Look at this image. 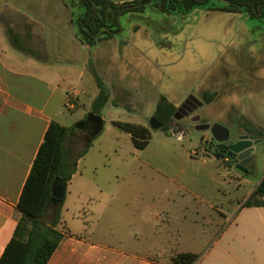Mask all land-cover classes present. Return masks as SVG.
<instances>
[{"label":"crops","instance_id":"obj_1","mask_svg":"<svg viewBox=\"0 0 264 264\" xmlns=\"http://www.w3.org/2000/svg\"><path fill=\"white\" fill-rule=\"evenodd\" d=\"M108 1L122 4L140 0ZM16 2L0 4V257L21 216L17 208L21 191L50 123L64 126L62 121H68L64 110L71 112L73 119L76 110L85 109L84 103L85 112L72 123L83 120L90 112L98 90L88 69L89 61L110 90L108 103L135 111L127 103L134 96L133 88L119 81L108 85L95 65L97 61L114 59L134 65L132 59L122 56L115 36L89 46L73 33L72 8L63 0ZM12 40L26 51L18 50ZM116 71L113 68L112 77ZM250 140L257 144L244 175L251 173L261 143L260 139ZM212 157L219 166L234 169L231 165L225 167L222 159L213 154ZM263 177L237 178L236 186L243 196L235 207L231 199L228 204L222 195L214 197V192L221 193L216 184L212 188L196 182H161L160 214L121 218L104 207L98 208L92 215L104 224L111 220L115 228L108 230L87 227L80 216L85 213L84 200L72 214L80 225L66 228L65 196L57 229L68 234L47 264H171V258L180 253L196 255L194 264H264V206H244ZM74 178L75 174L67 190Z\"/></svg>","mask_w":264,"mask_h":264},{"label":"rangeland","instance_id":"obj_2","mask_svg":"<svg viewBox=\"0 0 264 264\" xmlns=\"http://www.w3.org/2000/svg\"><path fill=\"white\" fill-rule=\"evenodd\" d=\"M6 3L17 2L0 0V4ZM209 4L220 7L224 3L210 0L208 5L184 16L147 7L141 13L124 11L118 15L119 28L114 39L120 42L122 56H128L134 65L117 59L97 61L95 65L108 85L119 81L133 88L134 96L127 103L135 111L128 112L109 103L101 110L102 129L77 162L75 178L66 192V228L80 225V220L72 217L80 200H84L85 211L80 216L87 227L108 230L115 228L111 220L104 224L92 215L98 208L104 207L121 218L160 214L161 182H196L212 188L216 184L221 193L214 192V197L222 195L228 204L231 199L235 207L243 196L236 186L237 178L263 177L264 18L257 21L245 14L209 11ZM72 14L75 21L83 10L73 4ZM73 33L79 37L76 26ZM113 68L117 70L115 77L111 76ZM205 91L218 95L194 112L200 122L226 126L232 137L248 136L244 129L248 125L262 134L249 175L219 166L212 157L214 145L210 133L193 130V123L187 118L176 120L167 134L150 129L160 95L178 109L190 95L202 101ZM84 104L85 109L76 110L73 119L72 113L65 109L68 121L62 124L72 126L85 112ZM112 122L145 126L152 136L148 146L135 150L130 136ZM222 164L230 168L228 162L222 160ZM118 229L122 231L121 226Z\"/></svg>","mask_w":264,"mask_h":264},{"label":"trees","instance_id":"obj_3","mask_svg":"<svg viewBox=\"0 0 264 264\" xmlns=\"http://www.w3.org/2000/svg\"><path fill=\"white\" fill-rule=\"evenodd\" d=\"M223 6L209 4V11L230 14H245L250 19L261 21L264 18V0H222ZM70 8L77 5L83 14L73 20L82 43L94 46L103 38H110L118 32L117 17L124 11L141 13L146 7L161 13L187 15L200 6L208 5L210 0H140L129 3L114 4L108 0H63ZM72 4V5H71ZM261 14V15H260ZM107 28L108 30H104ZM99 37H95L99 34ZM6 33L13 38L11 30ZM14 42V43H13ZM20 51H26L12 40ZM88 68L98 90L88 115L99 116L109 101L110 90L95 71L89 61ZM216 92L205 91L202 96L208 105L217 97ZM115 106V105H114ZM177 108L164 95H160L152 118L160 124L158 131L167 134L175 122ZM88 116L70 127L51 122L44 140L33 161L30 173L25 181L17 208L21 216L14 233L7 243L0 264H47L52 253L67 232L57 228L61 223L68 183L76 172L77 162L84 156L94 138L86 140ZM113 126L130 135L136 150H144L151 138V131L141 125L124 122H112ZM250 139L259 140L262 134L252 125L244 127ZM213 156L220 159L213 152ZM244 206H264V177ZM197 256L180 253L171 258V264H194Z\"/></svg>","mask_w":264,"mask_h":264},{"label":"water","instance_id":"obj_4","mask_svg":"<svg viewBox=\"0 0 264 264\" xmlns=\"http://www.w3.org/2000/svg\"><path fill=\"white\" fill-rule=\"evenodd\" d=\"M118 20V17H117ZM108 30L107 28H104V30ZM100 32L97 36L99 37ZM203 106V103L195 98L194 96L190 95L187 97L185 102L181 105L180 108L177 109L174 119L180 120L183 116H187L189 113H191L193 110H196L197 108H200ZM181 113L183 115H181ZM193 122H198L199 117L196 116L192 119ZM85 123L89 126L88 130L86 131L87 139L88 138H94L96 137L101 129H102V120L99 116L96 115H88ZM150 129L152 131H158L160 129V124L156 122L155 119L151 118L149 122ZM195 130L197 131H210V134L212 138L220 143L217 146L218 151H221V148H226L225 145L222 143L227 141L230 137L229 130L220 125V124H213L210 126L209 124H199L195 126ZM223 133L224 137L218 138L217 134ZM257 144V141H252L248 138V136H239L237 141L232 143L228 147V157H233L235 159V166L234 168L238 171H240L243 174H246L248 172L247 166L252 161L253 158V152L254 147Z\"/></svg>","mask_w":264,"mask_h":264},{"label":"flooded vegetation","instance_id":"obj_5","mask_svg":"<svg viewBox=\"0 0 264 264\" xmlns=\"http://www.w3.org/2000/svg\"><path fill=\"white\" fill-rule=\"evenodd\" d=\"M152 11H158V10H156V9H152ZM224 13V12H223ZM227 14H230V13H227ZM261 15V14H260ZM118 21V20H117ZM117 35V32L116 33H113V36H116ZM196 98V97H195ZM187 99V98H186ZM185 102V101H184ZM202 102V101H201ZM203 104H204V102H202ZM181 107V106H180ZM179 107V108H180ZM198 109V108H197ZM197 109L196 110H193L191 113H189L187 116H183L181 119H185V118H187V119H189V121L190 122H192L193 123V125L191 126L192 128H193V130H195V126L196 125H199V124H208L207 122H200V117L198 116V115H194V112H196L197 111ZM181 115H183L182 113H181ZM196 116H198L199 117V121L198 122H193L192 121V119L193 118H195ZM180 119V120H181ZM176 121V120H175ZM215 124V123H214ZM210 125V124H209ZM213 125V124H212ZM212 125H210V126H212ZM223 126V125H222ZM190 127V128H191ZM225 127V126H224ZM88 128H89V126L87 127V130H88ZM86 130V131H87ZM228 130H229V128H228ZM206 132H209L210 133V131L209 130H207ZM229 132H230V130H229ZM211 135V134H210ZM217 137L218 138H222V137H224V134L223 133H218L217 134ZM238 137L239 136H237V137H232V133L230 132V137H229V139L227 140V141H225V142H223L222 144L223 145H225V147L226 148H221V151H218V149H217V146L220 144V143H218V142H216L213 138H212V136H211V138H212V141H211V143L214 145V152L219 156V158L220 159H222V160H225L226 162H228L233 168H234V166H235V159L233 158V157H228V147L232 144V143H234L235 141H237V139H238ZM235 169V168H234Z\"/></svg>","mask_w":264,"mask_h":264},{"label":"built area","instance_id":"obj_6","mask_svg":"<svg viewBox=\"0 0 264 264\" xmlns=\"http://www.w3.org/2000/svg\"><path fill=\"white\" fill-rule=\"evenodd\" d=\"M180 139V137H178Z\"/></svg>","mask_w":264,"mask_h":264}]
</instances>
